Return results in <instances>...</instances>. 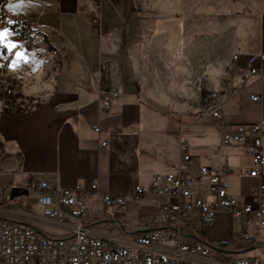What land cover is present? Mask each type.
Segmentation results:
<instances>
[{"label":"crops","instance_id":"0c3cea01","mask_svg":"<svg viewBox=\"0 0 264 264\" xmlns=\"http://www.w3.org/2000/svg\"><path fill=\"white\" fill-rule=\"evenodd\" d=\"M9 1L3 6L8 16ZM27 4L25 0L21 6V18L30 22L38 41L27 49L13 39L27 54V62L20 64L18 91L33 98L34 105L18 114L1 113L0 106V198L8 195L25 207L38 204L29 195L10 198V187H20L25 180L60 187L95 183L98 192L126 199L117 219L129 232L141 233L147 229L146 215L166 199L135 201L133 186L148 185L151 175L177 171L179 134L187 141L189 155L183 173L226 164L234 172L227 179V194L241 200L258 182L264 183V168L259 177L247 174V142L221 143V134L237 124L264 122V65L260 80L239 94L228 92L238 83L243 55L264 53V0H53V11L33 12ZM219 9L226 16L240 12L237 37L225 46L228 52L218 50ZM52 18L53 43L51 37L48 42L53 45V70L42 83L39 73L29 77L26 66L37 63L38 48L46 50L38 32L46 34L43 23L51 24ZM235 52L241 54L237 67L225 71V62ZM186 66L193 81L188 91ZM175 71L176 91L170 89ZM110 86L118 95L101 111L99 89ZM206 91L217 96L203 101ZM251 93L259 94L260 101H250ZM214 108L217 117L211 115ZM195 196L209 198L204 186L193 188ZM9 211L28 213L0 203L1 213ZM220 217L229 219L218 213L213 225ZM256 228L259 234L251 237L264 243V227ZM225 238L218 240L230 241ZM246 249L264 256L263 249Z\"/></svg>","mask_w":264,"mask_h":264},{"label":"built area","instance_id":"2783aa9c","mask_svg":"<svg viewBox=\"0 0 264 264\" xmlns=\"http://www.w3.org/2000/svg\"><path fill=\"white\" fill-rule=\"evenodd\" d=\"M240 56L233 53L224 70L237 67ZM243 61L230 95L261 79L264 53L244 54ZM117 95L116 87L100 88L99 109L107 111ZM216 96L217 92L206 91L203 101ZM248 98L260 101L256 93ZM211 115L218 116L217 108ZM91 127L98 132L97 125ZM243 142L248 143L250 155L247 174L259 177L264 168V122L237 124L221 134L224 145ZM186 150L187 141L179 134L177 171L151 175L148 185L133 186L135 201L153 196L166 199L146 215L147 229L141 233L120 228L117 215L126 199L98 192L95 183L60 187L44 180L27 181L20 187L35 198L41 215L0 212V264H264V256L237 246L251 238L247 225L264 227V183L251 188L246 199L232 197L227 194V179L233 170L226 164L203 165L193 175L183 173L180 169L189 160ZM195 186H204L209 198L192 197ZM218 213L228 214L236 224L229 242H212L203 236V227L210 226ZM197 225L200 232L195 230ZM249 247L264 250V243L253 239Z\"/></svg>","mask_w":264,"mask_h":264},{"label":"rangeland","instance_id":"374dc122","mask_svg":"<svg viewBox=\"0 0 264 264\" xmlns=\"http://www.w3.org/2000/svg\"><path fill=\"white\" fill-rule=\"evenodd\" d=\"M6 0H4L5 2ZM4 2L2 4V7L4 6ZM28 3V2H27ZM17 0H11L8 2L7 7L9 8L10 14L9 17L7 13H5L4 17L2 20H0V28L1 30L3 29H8L7 25L10 24L12 21H26L30 24V22L28 20L22 19L21 15H22V11L23 8L19 7L17 8ZM29 4V5H28ZM26 5V7H29V10H32V12L36 9L38 10H44L45 8L48 10H52L53 11V0H34L33 3H28ZM4 8V7H3ZM5 10V9H4ZM22 10V11H21ZM233 15H220L221 14V10L219 9V17H218V32H217V43H218V50L220 51H225L228 52V49L225 50V46H227V42H229V39L233 36L234 38H236L237 36V32L236 30L239 28L240 25V17H239V11H233ZM43 29H45V33L43 32H38L41 35H44L46 38V46L47 44L52 48V50H49L48 48H46V50L44 52H42L43 50L41 48H38V59L36 60V64L33 65L32 67L30 66H26L29 69V72L31 74V76H29L30 78H32V76L34 75V73H39L40 74V78L42 79V83L46 82L47 79V75L50 73V70H53V66L51 67V64L53 65V18H52V23H43ZM233 24V25H232ZM31 25V24H30ZM232 25V26H231ZM9 31H11L10 29H8ZM44 31V30H43ZM48 37V38H47ZM49 37H51L52 39V43L48 42ZM13 38L15 40H17L15 38V35L13 33ZM30 40L28 41L29 44L32 46H35L33 44L34 41H38L36 35L34 32H30V36H29ZM24 43V41H23ZM25 45V43H24ZM34 50L30 51L31 54V59L34 61V58L36 57L34 55ZM236 53V52H235ZM15 55V51L12 53H9L6 50V54L1 55L0 56V73L2 76H4L6 79L0 82V106L4 104V102L7 103V108L9 109V111L11 113H21L23 111L29 110L31 106L34 105V102L31 101V99L33 98H29V97H25L22 95L21 92L18 91V85L19 82H17V78H19V73L22 72L21 71V65H19V67L13 69L12 62H13V57ZM232 55V54H231ZM51 57V58H49ZM42 63V64H41ZM42 67V70L40 71ZM37 72H36V70ZM52 68V69H50ZM189 66H186V90H190L189 88H191L193 86V81H189L188 80V71H189ZM50 69V70H49ZM47 74V75H46ZM53 76V74H51ZM12 77V78H11ZM171 90H178V85H177V72L175 71L173 76L171 75ZM8 80L9 81H13L14 83V89L13 91L15 92V94L17 95V93H19L18 97H14V99L8 97L6 95V91L5 88L8 84ZM24 83H28L27 81H24ZM171 171L175 172V169H172ZM22 183H27V180L22 181ZM145 185V184H143ZM2 194V192L0 193V195ZM26 197L28 196V194H24ZM23 196V195H20ZM6 198V199H5ZM127 202V201H126ZM125 202V204H126ZM0 203L6 206L11 207L12 209H27V212L29 214L35 215V216H40L41 215V206L39 204H35V203H28L27 206H22L20 205L19 201L15 199L11 200L8 199V195H2V197L0 198ZM124 204V206H125ZM138 204V203H137ZM135 204L136 206L134 207V209L137 210L138 205ZM229 217V215H228ZM257 225H255L254 223H250L249 225H247L246 229H247V233L250 235H258L259 232L257 231L258 229L256 228ZM258 227V226H257ZM234 228H236V224L230 219L226 218H222L220 217V221L215 223V225H213V222L210 226H204L203 227V232L205 233L206 237H208L212 242H220V240H218V238L221 237H226L225 239L228 238V236H225V234L230 235V229L231 230H235ZM260 228V227H259ZM185 230H192L191 228H187L185 227ZM195 230H197L198 232H200V227L199 225L195 226ZM232 237V236H231ZM228 238L226 241L231 239Z\"/></svg>","mask_w":264,"mask_h":264},{"label":"trees","instance_id":"16d2710c","mask_svg":"<svg viewBox=\"0 0 264 264\" xmlns=\"http://www.w3.org/2000/svg\"><path fill=\"white\" fill-rule=\"evenodd\" d=\"M4 0H0V20L3 19L4 15H5V10L2 7ZM8 29H10L14 35L15 38L17 40H21L24 41L25 43V47L27 49L31 48V45L29 44V36H30V32H34L35 30L31 28L30 24L26 21H12L10 24L7 25ZM43 40L46 42V38L44 35H42ZM47 43V42H46ZM47 48L49 50H52V48L47 44ZM6 54V49L4 48H0V56ZM6 78L4 76L1 75L0 73V82L5 80ZM14 89V83L13 81H9L8 80V84L5 88L6 91V95L12 99H14V97H18L20 96L19 93H17V95L15 94V92L13 91ZM21 97V96H20ZM1 113L4 114H10L11 112L9 111V109L7 108V103L4 102L2 109H1ZM15 114V113H13ZM253 242V238H249L248 241L242 245H237L238 247H249L251 245V243Z\"/></svg>","mask_w":264,"mask_h":264},{"label":"snow or ice","instance_id":"6c2138e0","mask_svg":"<svg viewBox=\"0 0 264 264\" xmlns=\"http://www.w3.org/2000/svg\"><path fill=\"white\" fill-rule=\"evenodd\" d=\"M28 3H31L32 0H27ZM25 3V0H20V3L16 5L17 8L21 7ZM0 48L6 49L9 53L15 51V55L13 57L12 67L13 69L19 67L21 63H26L27 59L26 53L21 52L19 49V45H17L13 39V34L9 32L8 29L0 30Z\"/></svg>","mask_w":264,"mask_h":264},{"label":"water","instance_id":"95a60500","mask_svg":"<svg viewBox=\"0 0 264 264\" xmlns=\"http://www.w3.org/2000/svg\"><path fill=\"white\" fill-rule=\"evenodd\" d=\"M9 192H10V198H14V197H17L19 195H24L26 193L24 189H22L21 187H18V186L10 187ZM120 228L123 229V226L121 223H120Z\"/></svg>","mask_w":264,"mask_h":264}]
</instances>
